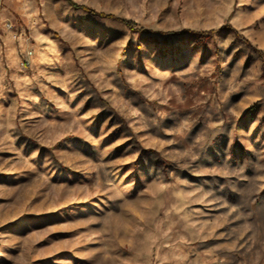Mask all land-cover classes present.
Listing matches in <instances>:
<instances>
[{
  "label": "rangeland",
  "instance_id": "rangeland-1",
  "mask_svg": "<svg viewBox=\"0 0 264 264\" xmlns=\"http://www.w3.org/2000/svg\"><path fill=\"white\" fill-rule=\"evenodd\" d=\"M0 264H264V0H0Z\"/></svg>",
  "mask_w": 264,
  "mask_h": 264
},
{
  "label": "trees",
  "instance_id": "trees-1",
  "mask_svg": "<svg viewBox=\"0 0 264 264\" xmlns=\"http://www.w3.org/2000/svg\"><path fill=\"white\" fill-rule=\"evenodd\" d=\"M88 10V12L90 13V14H92V15H97L96 13H95V11H93L92 9H87ZM100 16H104V15H100ZM110 16V15H109ZM127 25H131V21H129V20H126V21H124ZM212 31H209L208 33H206V35H203L202 33H200V32H194V34H197L198 36H200V37H203L204 38V36L206 37V36H210V34H212L211 33Z\"/></svg>",
  "mask_w": 264,
  "mask_h": 264
}]
</instances>
